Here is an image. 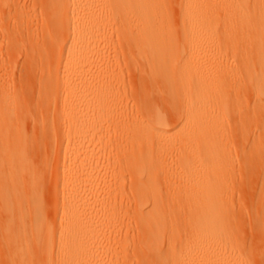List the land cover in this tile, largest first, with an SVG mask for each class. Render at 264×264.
<instances>
[{"label": "bare ground", "instance_id": "6f19581e", "mask_svg": "<svg viewBox=\"0 0 264 264\" xmlns=\"http://www.w3.org/2000/svg\"><path fill=\"white\" fill-rule=\"evenodd\" d=\"M33 1L49 23L13 3L5 30L49 58L25 106L0 90L3 262L264 264V0Z\"/></svg>", "mask_w": 264, "mask_h": 264}, {"label": "rangeland", "instance_id": "374dc122", "mask_svg": "<svg viewBox=\"0 0 264 264\" xmlns=\"http://www.w3.org/2000/svg\"><path fill=\"white\" fill-rule=\"evenodd\" d=\"M13 3H19L22 6V9L25 8V10H30V13L32 14V16L30 17V22L31 24H33V27H43L47 25L49 21L44 17V13L42 14L39 7L35 6V2L33 0H5V4L0 6V90L1 94L4 93L8 95V97L13 99L11 105L19 107L25 106L27 103L30 102V94L32 91V84H30L31 76L35 77L34 74L40 76L41 74L46 73L48 71L47 63L49 55L40 56L39 54H36L34 56H29L28 52H26L25 49H22L21 47L18 48V43L15 42L17 40L10 42V36L8 33H5V30H7L8 27H11L10 25H12L14 19L16 18V14L14 12H11L10 9H8ZM34 6L37 9L36 11L33 10ZM254 8L264 12V4L262 3L253 5L252 9ZM125 59L127 61H124L123 68L118 73V78L127 80L128 83L136 81V84H139V86H141L142 80H140V78L135 77L136 67L134 66V63L131 62L129 57ZM12 73H14V75L16 74L15 77L17 79V87L12 84ZM130 86L131 85H128L122 90L121 98L124 101H129L133 105L134 99L136 98L135 96L137 94L136 92L140 93L137 95L138 97L141 95L142 92L140 88H138L139 91H137L136 89H133ZM153 97L156 98L155 96ZM15 100H17V104L15 103ZM54 110L56 109L54 107V104H52L50 111L53 112ZM109 155L121 158L128 157L127 154L125 156H121L117 151L111 152L109 153ZM120 171L123 177L127 179L130 178L131 173L128 170L120 169ZM109 183H111V179H109L108 176L105 175L102 180L103 186L100 185V181L97 184L101 186V189H104L105 184L109 185ZM225 184L227 185L228 197L234 198L232 182L230 181ZM235 193L239 195V191H235ZM118 197H120L121 199H125L127 197L126 199H128L131 197V192L121 193L118 195ZM238 198L239 197L236 195L235 199ZM167 244L169 243L166 240V245ZM0 248L2 249V247ZM1 249L0 251H2ZM166 254H169V252H166ZM130 262L132 264H141L140 258L136 257L131 259ZM0 264H5L1 259V256Z\"/></svg>", "mask_w": 264, "mask_h": 264}]
</instances>
